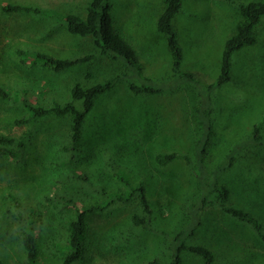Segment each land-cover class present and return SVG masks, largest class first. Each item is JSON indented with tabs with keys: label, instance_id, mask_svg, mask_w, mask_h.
<instances>
[{
	"label": "rangeland",
	"instance_id": "rangeland-1",
	"mask_svg": "<svg viewBox=\"0 0 264 264\" xmlns=\"http://www.w3.org/2000/svg\"><path fill=\"white\" fill-rule=\"evenodd\" d=\"M9 2L84 15L89 0H0V87L16 98L29 96L31 102L42 104L64 101L70 98L72 84L85 82L88 72L102 80L127 71L121 61L105 56L61 73L26 60L41 50L69 57L95 48L91 37L56 27L53 14L9 12L3 9ZM111 3L115 30L137 51L143 75L158 83L166 80L171 54L164 35L157 30L162 0ZM238 18L233 0H182V10L174 19L184 54L182 67L198 78L200 86L217 78L225 42ZM17 50L23 51L20 57ZM195 98L190 86L134 96L119 82L97 100L85 121L82 145L70 154L61 147L69 132L70 116L51 115L18 125L12 121L26 117L27 110L0 97V134L19 137L28 130L33 134L23 157L0 158V258L10 264H29L20 227L31 224L38 236L40 258L59 262L62 253L57 244L66 242L67 220L73 215V209L60 197L82 204L100 201L96 188L123 190V183L114 176L126 172L147 186L152 226L168 234L133 225L131 215L140 211L138 204H115L106 212L88 216L86 254L75 264H147L155 257L169 263L170 238L192 223V202L200 206L201 224L186 238L187 243L213 249L218 264H264V240L216 205L203 206L198 200L204 192L198 166L194 171L184 159L167 165L155 160L160 151H179L190 155L193 165L198 164ZM213 102L214 130L205 155L209 168L222 160L233 144L247 138L255 124L264 133V20L258 27L257 42L234 55L232 78L214 90ZM70 159L93 186L61 164ZM218 182L231 189V206L251 212L264 224V145L247 147ZM211 198L214 195L208 196ZM9 212L15 217L22 213L25 220L20 225ZM182 264L204 263L199 256L184 252Z\"/></svg>",
	"mask_w": 264,
	"mask_h": 264
},
{
	"label": "trees",
	"instance_id": "trees-1",
	"mask_svg": "<svg viewBox=\"0 0 264 264\" xmlns=\"http://www.w3.org/2000/svg\"><path fill=\"white\" fill-rule=\"evenodd\" d=\"M239 12L234 32L226 40L220 61V72L214 82L200 86L198 78L192 73L183 69V50L179 43V33L174 24L175 17L182 10V0H162L163 9L157 18V30L164 35L168 49L171 54V72L161 83L155 82L149 76L143 75V67L139 64V56L131 43L121 35L114 27L111 0H89L84 15L77 13H57L49 8L37 5L6 3L3 9L9 12H21L27 14L46 15V12L53 14L57 18L56 27H66L69 33L91 37L95 48L94 52L85 53L78 56L61 57L47 51H36L32 56H28L32 63L55 71L64 72L78 65H83L94 60L97 56H105L121 61L127 71L112 75L102 80L95 79L92 72L84 75L85 82L75 81L70 89V98L64 101L53 100L51 104L33 103L29 96L16 98L10 90L0 87V97L5 100H12L22 104L27 110L26 117L14 119L12 122L18 125L24 123H35L39 118L46 116L64 117L70 116L69 132L66 142L61 146L66 153L74 154L79 151L82 145L84 124L94 109L97 100L104 94L115 89L119 82H124L129 92L134 96L155 95L166 90H174L182 86H190L195 93L194 114L198 131L197 153L198 164L193 165L190 155L179 151L158 152L155 160L160 165H167L179 159H184L195 171L197 166L198 178L203 193L199 194L198 200L203 206L209 203L216 205L222 212L250 227L262 240H264L263 222L249 211L233 207L229 204L231 189L224 183H219L218 178L229 170L236 162L237 157L249 146L264 145V133L260 125L254 128L247 138L233 144L224 158L214 167H207L205 155L208 152V145L213 134V116L215 108L214 90L217 87L229 82L232 78L233 57L242 48L254 45L257 42V31L259 25L264 20V0H233ZM59 23V24H58ZM18 56L23 54L22 50H17ZM27 57V58H28ZM24 62V59H21ZM28 94V93H27ZM31 130L23 133L19 137L0 134V158L11 156L13 159L23 157L32 140ZM73 159L61 163L66 166L80 180L87 183L88 177L84 173H79L81 169L73 166ZM196 164V163H195ZM125 173V174H124ZM117 174L114 177L123 183V190H107L106 188H96L102 196V200L91 203H80L72 198L60 197L65 200L66 205L73 209V215L69 217L67 239L64 244H57L62 256L57 263L43 261L39 255L38 236L30 224H22L25 220L24 214L19 215L9 212L14 221L20 222L21 242L26 252L29 264H75L86 254L87 244V218L94 213H103L115 204L133 205L138 204L140 211H135L131 215V222L135 226H140L145 230L165 235L166 231H159L152 226L153 209L147 194V186L142 180L136 182L130 173ZM90 185L92 183H89ZM93 186V185H91ZM214 195V199L208 196ZM200 198V199H199ZM72 205V206H71ZM191 224L181 229L175 236L170 238L171 260L164 263L158 257L150 260L147 264H182L183 253H193L201 258L204 264H218L216 253L210 247L202 244H189L187 237L195 234V228L201 224L198 203L192 202ZM190 221V222H191ZM190 229V230H189ZM168 234V233H167ZM0 264H10L0 258Z\"/></svg>",
	"mask_w": 264,
	"mask_h": 264
}]
</instances>
